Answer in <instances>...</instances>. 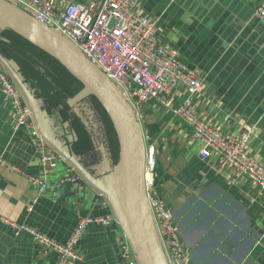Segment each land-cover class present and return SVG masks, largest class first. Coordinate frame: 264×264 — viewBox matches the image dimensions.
I'll list each match as a JSON object with an SVG mask.
<instances>
[{"label": "crops", "instance_id": "1", "mask_svg": "<svg viewBox=\"0 0 264 264\" xmlns=\"http://www.w3.org/2000/svg\"><path fill=\"white\" fill-rule=\"evenodd\" d=\"M135 1L161 41L203 73V84L191 97L197 113L228 136L249 134V154L264 165V17L254 13L262 0ZM8 29L0 24V31ZM2 58L53 116L51 131L84 183L64 182L62 163L48 174L44 193L37 194L29 176L41 174L34 140L26 128L15 129V113L0 85V155L7 161L0 163V264H55L58 253L41 249L23 226L66 243L82 218L117 215L127 222L120 139L110 114L101 103L105 113L94 105L96 96L79 77H27L22 61ZM82 95L83 102L75 103ZM163 97L175 106L189 92L176 85ZM143 113L145 153L150 146L156 149L155 193L173 212L193 264H264V190L235 167L221 166L216 154L203 157L191 128L157 99L145 103ZM153 223L162 262L170 264ZM120 235L115 219L89 224L78 244L80 257L68 264H121Z\"/></svg>", "mask_w": 264, "mask_h": 264}, {"label": "built area", "instance_id": "2", "mask_svg": "<svg viewBox=\"0 0 264 264\" xmlns=\"http://www.w3.org/2000/svg\"><path fill=\"white\" fill-rule=\"evenodd\" d=\"M8 1L15 3L39 22L57 30L75 44L116 84L132 106L141 126L145 103L157 99L191 128L193 136L202 143L203 157L216 154L221 166L235 167L264 190V165L249 154V134L228 136L221 127L211 125L197 113L192 106L191 97L199 92L204 80L203 73L198 67L186 63L174 47L161 41L155 25L147 16L138 12L135 0H89L87 3L71 0ZM254 13L255 16L264 17V0L256 6ZM0 85L4 100L11 104L15 113V129L26 128L34 140L41 174L29 176L38 185L37 194L44 193L48 174L58 167L59 163L66 165L64 182L82 185L84 177L77 166L41 132L21 85L1 57ZM176 85L187 87L189 97L182 104L174 106L163 97V93ZM156 162V149L150 146L146 153L144 172L150 213L160 238L167 247L170 264H193L191 253L174 223L173 212L155 193ZM0 163L7 164L1 155ZM54 196H57L56 193ZM114 219L121 227L120 263L140 264L133 241L117 215L113 219L90 216L80 219L66 243L28 226L23 228L31 233L41 249L58 253L55 264H68L80 257L78 244L89 224L100 221L108 225Z\"/></svg>", "mask_w": 264, "mask_h": 264}, {"label": "water", "instance_id": "3", "mask_svg": "<svg viewBox=\"0 0 264 264\" xmlns=\"http://www.w3.org/2000/svg\"><path fill=\"white\" fill-rule=\"evenodd\" d=\"M0 24L57 59L74 77H79L85 88L97 97L110 114L120 139L118 168L124 177L128 197V221L122 223L133 241L140 264H163L153 233L154 221L146 199L144 175L146 153L143 146L142 126L130 103L116 84L75 44L57 30L39 22L36 17L15 3L0 0ZM3 60L10 68L7 61ZM11 71L34 111L41 132L51 144L68 157V151L51 131L53 116H48L21 75L14 69ZM110 193L109 191L108 194Z\"/></svg>", "mask_w": 264, "mask_h": 264}, {"label": "trees", "instance_id": "4", "mask_svg": "<svg viewBox=\"0 0 264 264\" xmlns=\"http://www.w3.org/2000/svg\"><path fill=\"white\" fill-rule=\"evenodd\" d=\"M0 36L6 37L9 40V41L3 40L0 37V53H2L3 55H5L7 57H14L17 60L22 61L23 62V70H24L27 77H30V74H32L31 73L32 69H33V71L35 70V66L32 63V61H35V60L30 58V56L32 55V53H31L32 51H35L37 53L41 52V53H43V56H48L50 58V60H52L53 62L58 64L62 69H64V73L71 75L67 71V69L59 63V61L57 59H55L54 57H51V55L47 54L42 49L36 47L33 43H31L29 40L25 39L24 37H22L21 35H19L15 31H13L11 29L0 31ZM35 74H37V72H35ZM69 75H67V76H69ZM45 76H46V74L43 77H45ZM69 77H74V76L71 75ZM73 82L75 84V80H73ZM78 83L79 84L77 85V87H79L78 89H81L82 83H80L79 81H78ZM75 88H76V86L74 85L72 87V89L74 90ZM44 95H46V94H44ZM91 98H92L91 100L93 101L94 105L96 107H98L99 109H101L102 113H105V111L102 109V106H101L100 102L97 100V98L96 97H91ZM114 151H115V149H114Z\"/></svg>", "mask_w": 264, "mask_h": 264}, {"label": "rangeland", "instance_id": "5", "mask_svg": "<svg viewBox=\"0 0 264 264\" xmlns=\"http://www.w3.org/2000/svg\"><path fill=\"white\" fill-rule=\"evenodd\" d=\"M31 53H32V55L30 56V58L35 60V61H32V63L34 64L36 71L35 70L33 71V69L31 70V73L34 76H35V72H37V75L40 74L41 76H44L46 74L45 77H69V76L72 75L68 70L67 71L71 75L64 73V69H62L58 64H56L55 62L50 60V58L48 56H43V53H41V52L37 53L35 51H32ZM0 56L2 57L1 53H0ZM62 66L65 67L64 65H62ZM67 75H69V76H67ZM65 82H66V80H65ZM82 97H83V95L81 97L77 98V99H74V102L75 103H79V105H80V102L82 103L83 100H84V99H82ZM86 100H88L87 104L92 105V102H91L90 98H88ZM61 166H62V163H59L58 167H61ZM157 244H158V241H157Z\"/></svg>", "mask_w": 264, "mask_h": 264}]
</instances>
